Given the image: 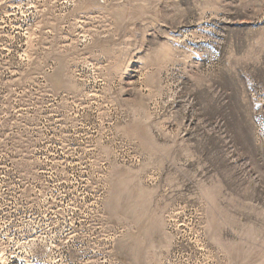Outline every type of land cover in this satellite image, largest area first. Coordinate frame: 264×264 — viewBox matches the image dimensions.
I'll return each mask as SVG.
<instances>
[{
	"label": "rangeland",
	"instance_id": "obj_1",
	"mask_svg": "<svg viewBox=\"0 0 264 264\" xmlns=\"http://www.w3.org/2000/svg\"><path fill=\"white\" fill-rule=\"evenodd\" d=\"M0 264H264V0H0Z\"/></svg>",
	"mask_w": 264,
	"mask_h": 264
}]
</instances>
